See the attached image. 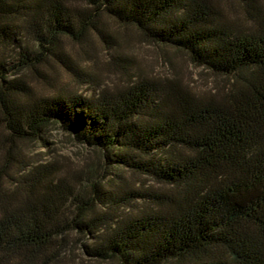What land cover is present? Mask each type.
Wrapping results in <instances>:
<instances>
[{
    "label": "trees",
    "instance_id": "trees-1",
    "mask_svg": "<svg viewBox=\"0 0 264 264\" xmlns=\"http://www.w3.org/2000/svg\"><path fill=\"white\" fill-rule=\"evenodd\" d=\"M233 1L245 23L219 0H0V264H68L78 237L83 256L108 264H264V3ZM101 13L227 83L198 93L125 72L88 96H36L29 77L64 64L61 39L105 41ZM17 49L8 64L3 53ZM51 123L99 152L104 171L162 190L135 192L91 169L59 175L54 163L27 164L4 188L16 142L42 139ZM133 200L146 205L122 213Z\"/></svg>",
    "mask_w": 264,
    "mask_h": 264
},
{
    "label": "rangeland",
    "instance_id": "rangeland-1",
    "mask_svg": "<svg viewBox=\"0 0 264 264\" xmlns=\"http://www.w3.org/2000/svg\"><path fill=\"white\" fill-rule=\"evenodd\" d=\"M262 2L264 3V0ZM219 5L229 20L240 19L244 23L248 20L244 11L233 0H219ZM96 20L105 41L96 32H89L81 43L61 39L64 64L55 59L49 60L41 67L39 74L29 77V83L36 96H52L58 93L88 96L96 85L111 88L125 79L128 80L130 77L126 76L125 72L134 77L143 75L151 78H177L198 93L212 92L227 83L226 79L214 76L190 63L183 52L144 40L133 26L112 20L105 13H101ZM29 40H26L28 45ZM19 51H5L3 55L6 62H15ZM12 73L10 71V74ZM15 148V159L19 162L9 171L4 188L12 189L16 186L21 170L27 164L32 166L54 163L58 166L59 175L69 170L73 176L84 177L86 173L82 171L86 169L90 172L91 169V176L105 177V180L122 176L135 192L162 190L150 178L124 169L106 167L104 171L101 154L74 140L72 135L56 123H51L45 128L42 139L18 141ZM6 152L5 149L0 150V156L7 154ZM145 205V200H133L132 204L123 206L120 211L127 213L132 210L134 213ZM85 241V238L78 237L76 243L69 246L65 263L108 264L83 256L81 245Z\"/></svg>",
    "mask_w": 264,
    "mask_h": 264
}]
</instances>
